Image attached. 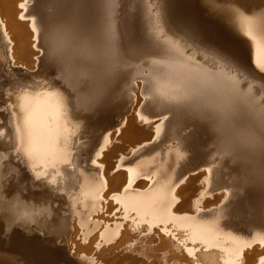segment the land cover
Wrapping results in <instances>:
<instances>
[{"label": "bare ground", "instance_id": "bare-ground-1", "mask_svg": "<svg viewBox=\"0 0 264 264\" xmlns=\"http://www.w3.org/2000/svg\"><path fill=\"white\" fill-rule=\"evenodd\" d=\"M198 13L194 0H0L12 218L32 215L19 189L44 185L45 227L89 238L85 264H264V77Z\"/></svg>", "mask_w": 264, "mask_h": 264}, {"label": "rangeland", "instance_id": "rangeland-1", "mask_svg": "<svg viewBox=\"0 0 264 264\" xmlns=\"http://www.w3.org/2000/svg\"><path fill=\"white\" fill-rule=\"evenodd\" d=\"M185 1V0H184ZM203 1V3H202ZM207 1V2H206ZM229 1V2H228ZM237 1V2H236ZM251 1V2H250ZM236 2V4H235ZM264 0H194V3H195V7L197 8V11L199 12L198 14L201 16L200 18L201 19H204V21H208V23H212L214 24L215 26H218L220 29V35L222 33V39L225 40H228L229 39V42H230V39L231 41L233 42H237L239 43L240 41V45L239 47L237 46L238 44L237 43H233V45L236 47V48H241V47H244L243 49H239L238 51H244L243 54L245 56V59L247 61V63L251 66V68L256 71L260 76H263L264 77ZM181 3V1L179 2ZM231 3V4H230ZM220 4V5H219ZM257 4V5H256ZM229 5V6H228ZM232 5V6H231ZM246 5V6H245ZM208 6V7H207ZM228 6V7H227ZM235 6V7H234ZM242 6V7H240ZM261 6V8H260ZM223 8V9H222ZM248 8V9H247ZM258 9V10H257ZM214 10V11H213ZM252 10V11H251ZM254 11V12H253ZM257 11V12H256ZM262 11V12H261ZM216 12V14H214ZM222 12V13H220ZM208 13V14H207ZM227 13V14H226ZM233 13V14H232ZM235 13V14H234ZM250 13V14H249ZM219 14V15H218ZM209 15V16H208ZM249 15V16H248ZM235 18H233V17ZM243 16V17H242ZM227 17V19H226ZM238 17V18H236ZM261 17V18H260ZM215 18V19H214ZM220 18V19H219ZM232 19V21L230 19ZM245 20H244V19ZM250 19V20H249ZM227 20V21H226ZM234 20V21H233ZM206 21V22H207ZM214 21V22H213ZM226 21V22H225ZM258 21V22H257ZM217 23V24H216ZM223 26H221V24ZM238 23V25H237ZM244 23V24H243ZM242 24V25H241ZM262 24V25H261ZM220 25V26H219ZM226 28H225V26ZM234 25V26H233ZM250 25V26H249ZM230 26V27H229ZM240 26V27H238ZM247 26V27H246ZM223 27V28H222ZM250 27V28H249ZM254 27V28H253ZM231 28V29H229ZM243 28V29H242ZM224 29V30H223ZM229 29V30H228ZM234 29V30H233ZM248 29V31H247ZM253 29V30H252ZM221 30H223V32H221ZM240 31V32H239ZM232 33V34H231ZM237 33V34H236ZM248 33V34H247ZM255 33V34H254ZM228 36H227V35ZM236 34V37L234 36ZM239 34V35H238ZM243 36H242V35ZM254 34V35H253ZM253 35V36H252ZM257 35V36H256ZM231 36V37H230ZM248 36V37H247ZM228 37V38H227ZM230 37V38H229ZM236 39H235V38ZM239 38V39H238ZM244 38V39H242ZM248 38V39H247ZM259 38V39H258ZM263 39V40H262ZM239 40V41H237ZM244 40V41H242ZM258 41V42H257ZM242 42V43H241ZM247 43V44H246ZM243 45V46H241ZM248 45V46H247ZM251 46V47H250ZM254 46V47H253ZM256 48V49H255ZM253 51H252V50ZM237 50V49H236ZM248 50V52H247ZM241 52V53H242ZM250 52V53H249ZM263 52V53H262ZM255 53V54H254ZM242 54V55H243ZM256 58V59H255ZM253 61V62H252ZM252 62V63H251ZM254 66V67H253ZM260 67V68H259ZM128 100L129 98H124V100H122L124 102V104L127 106L128 104ZM118 103V102H117ZM118 116L117 114L115 115V117ZM2 152V149L0 148V153ZM1 156V155H0ZM3 157V155H2ZM1 157V158H2ZM1 158H0V164L2 163L1 161ZM4 162V161H3ZM2 167V168H1ZM8 166L4 167V165H0V181H6L9 179V175L11 174V172H9V168L7 169ZM8 171V172H7ZM7 172V173H6ZM3 173V174H2ZM9 173V174H8ZM3 175V176H2ZM8 175V176H7ZM6 179V180H4ZM12 183H17L16 180H13ZM6 186V187H5ZM9 186V187H8ZM44 187V185H42L41 187H38V188H34V189H31V192H33V195L31 197H28V193L25 192L23 189H19L20 191V195L22 197H24V200H28L30 202H32V204L30 205L31 206V212L32 215L30 214V216L28 217H25V218H28V222H27V219H25V223H28L29 227H31L32 229H28V225L25 224L27 227L25 229V227L23 226L24 224H22L24 222V217H20V219H18L19 221H17L15 218H12L11 217V209H10V206L8 204H11V202H16V199H15V192L12 191L11 189V186L10 185H0V189H1V193H0V252L2 251V253L4 254H8L9 252V256L13 258V260L15 261L16 264H28L29 262L31 264H41V263H45V264H85V263H88V262H83L82 260H80L81 258H85L87 260H90L93 258V256L91 255L92 253L89 252L88 248L86 247L87 245L90 246L89 244V238L87 240V238L84 240V242L82 243V241L80 242L81 244H79L78 246L73 244L71 241H68L67 239V233L64 232V231H61V230H56L54 231H51L49 226L45 227V223L47 224V221L45 220V217L43 216H46L44 214H46L47 211H45L44 213V210L43 208L47 206V210L49 207H52L54 205V203L51 202V200L49 199L50 196L49 194L45 197V195L43 196L44 198L40 199L39 197H37L38 194H40L44 189H42ZM3 193V194H2ZM9 194V195H8ZM35 194V195H34ZM3 195V196H2ZM6 197V198H5ZM34 199H33V198ZM4 198V199H3ZM47 198V199H46ZM3 199V200H2ZM11 199V200H10ZM13 199V200H12ZM44 199L50 201L46 204L44 202ZM11 201V202H10ZM9 202V203H8ZM46 205H45V204ZM50 203V204H49ZM53 205H52V204ZM43 204V205H42ZM7 205V206H6ZM35 205V206H33ZM42 205V206H41ZM50 205V206H49ZM52 205V206H51ZM33 206V207H32ZM40 207V211L37 210V208ZM49 206V207H48ZM35 207V208H34ZM2 208V209H1ZM36 209V211H35ZM45 209V208H44ZM45 209V210H46ZM8 210V211H7ZM34 210V211H33ZM35 213V215L33 214V212ZM43 214H42V212ZM37 212V213H36ZM9 213V214H8ZM4 216V217H3ZM35 217L33 218V220H31L32 217ZM4 218V220H3ZM9 219V220H8ZM11 220H13L14 222H12ZM23 220V221H22ZM30 220V221H29ZM36 220V221H35ZM11 221V222H10ZM16 221V222H15ZM22 221V222H21ZM10 222V223H9ZM20 222H21V225L23 226V231H22V227L20 225ZM9 223V224H7ZM18 223V224H17ZM38 223V224H37ZM12 224V225H11ZM45 227V228H44ZM50 230H48V229ZM26 230V232H25ZM30 230V231H29ZM48 230V232H47ZM30 233H29V232ZM50 232H53L50 234ZM56 232V233H54ZM49 233V234H48ZM56 235V236H55ZM60 235V236H59ZM12 236V237H11ZM58 236V237H57ZM62 237V238H61ZM10 238V239H9ZM7 239V240H6ZM12 239V240H11ZM56 239V240H55ZM5 241V242H4ZM11 243H10V242ZM58 241V242H57ZM65 241V242H64ZM49 242V243H48ZM86 242V243H85ZM21 243V244H20ZM27 244V245H26ZM51 244V245H50ZM56 244V245H55ZM21 245H26V249L28 250H23L21 249L20 247ZM28 245H30L28 247ZM44 246V247H43ZM83 246V247H82ZM28 247V248H27ZM36 248V247H39V248H36L39 249V252L37 251V253L40 255L42 253H46L45 256L44 255H40L43 260H41L42 258H39L40 256H36L35 254V251L33 250L32 252H34L33 254L35 255H31L30 253L31 252V248ZM12 248V249H11ZM19 248V249H18ZM29 248L31 250H29ZM84 248V249H83ZM11 249V250H10ZM42 249V250H41ZM80 249V250H79ZM5 250V251H4ZM9 252H8V251ZM18 252H17V251ZM46 250V251H45ZM68 250V251H67ZM75 250V251H74ZM4 251V252H3ZM23 253H22V252ZM27 251V252H25ZM80 253H79V252ZM82 251V252H81ZM7 252V253H6ZM74 252V253H73ZM78 252V253H77ZM70 253V255H69ZM21 254V255H20ZM37 254V255H38ZM49 254V256H48ZM23 255V256H22ZM54 255V256H53ZM81 255V256H80ZM28 258V260L26 259V257ZM58 256V257H56ZM69 256V257H68ZM77 256V257H76ZM83 256V257H82ZM25 257V258H24ZM34 257V259H31V258ZM47 257L50 259H47ZM53 257V258H52ZM23 258V260L21 259ZM35 258L36 259V263H35ZM25 259V260H24ZM44 259H47V260H44ZM75 259V260H74ZM77 259V260H76ZM33 262H31V261ZM38 260V262H37ZM43 262H41V261ZM54 260V261H53ZM63 260V261H62ZM80 260V262H79ZM101 260V259H100ZM98 258H96V261L98 263L96 264H105L106 262H103L102 260L100 261ZM46 261V262H45ZM53 261V262H52ZM94 261H95V256H94ZM27 262V263H25ZM74 262V263H73ZM82 262V263H81ZM29 263V264H30ZM107 264V263H106Z\"/></svg>", "mask_w": 264, "mask_h": 264}]
</instances>
